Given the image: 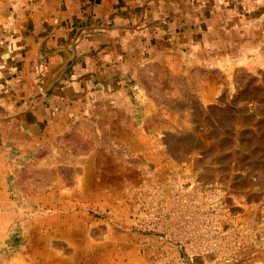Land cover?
Returning a JSON list of instances; mask_svg holds the SVG:
<instances>
[{
    "label": "rangeland",
    "instance_id": "rangeland-1",
    "mask_svg": "<svg viewBox=\"0 0 264 264\" xmlns=\"http://www.w3.org/2000/svg\"><path fill=\"white\" fill-rule=\"evenodd\" d=\"M132 9L144 20L154 11L155 29L181 22L178 44L146 50L123 85L142 96L86 97L85 109L56 114L66 126L9 178L0 264H121L115 238L128 243L132 233L148 264L129 191L182 169L216 189L243 228L244 264H264V0H132ZM16 12L0 0V42ZM30 81L34 90L11 93L0 118H31L46 81ZM139 103L145 137L132 143Z\"/></svg>",
    "mask_w": 264,
    "mask_h": 264
},
{
    "label": "crops",
    "instance_id": "crops-1",
    "mask_svg": "<svg viewBox=\"0 0 264 264\" xmlns=\"http://www.w3.org/2000/svg\"><path fill=\"white\" fill-rule=\"evenodd\" d=\"M32 1L13 0L17 12L1 30L0 116H6L11 93L23 90L27 95L25 89L34 90L31 79L46 84L38 104L26 114L31 118H0V205L10 176L31 151L53 142L66 126L56 114L85 109L86 97L142 96L139 88L123 85L137 78L146 50L180 40L181 22L155 29L154 11L147 12L145 20L138 19L132 0ZM143 104H132V143L145 137L140 127L146 122ZM28 138L32 140L25 142ZM124 238H115L116 250L124 258L121 264H142L134 234L126 237L128 243L122 242Z\"/></svg>",
    "mask_w": 264,
    "mask_h": 264
},
{
    "label": "built area",
    "instance_id": "built-area-1",
    "mask_svg": "<svg viewBox=\"0 0 264 264\" xmlns=\"http://www.w3.org/2000/svg\"><path fill=\"white\" fill-rule=\"evenodd\" d=\"M179 172L162 180L144 177L129 191L148 264H244L237 248L243 228L224 210L216 189ZM240 221L244 225L245 217Z\"/></svg>",
    "mask_w": 264,
    "mask_h": 264
}]
</instances>
